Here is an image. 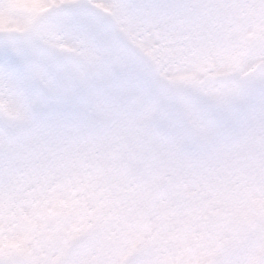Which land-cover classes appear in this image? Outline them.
Returning a JSON list of instances; mask_svg holds the SVG:
<instances>
[{
    "label": "snow or ice",
    "instance_id": "snow-or-ice-1",
    "mask_svg": "<svg viewBox=\"0 0 264 264\" xmlns=\"http://www.w3.org/2000/svg\"><path fill=\"white\" fill-rule=\"evenodd\" d=\"M40 4L0 0V264H264V0ZM126 105L165 167L66 162Z\"/></svg>",
    "mask_w": 264,
    "mask_h": 264
},
{
    "label": "clouds",
    "instance_id": "clouds-1",
    "mask_svg": "<svg viewBox=\"0 0 264 264\" xmlns=\"http://www.w3.org/2000/svg\"><path fill=\"white\" fill-rule=\"evenodd\" d=\"M126 119L96 116L91 124L75 132L63 130L74 141V155L66 162L73 167L108 161L116 158L108 168L113 185L118 187L123 173L146 174L168 164L165 146L153 139L150 126L138 124L140 109L126 105Z\"/></svg>",
    "mask_w": 264,
    "mask_h": 264
},
{
    "label": "rangeland",
    "instance_id": "rangeland-1",
    "mask_svg": "<svg viewBox=\"0 0 264 264\" xmlns=\"http://www.w3.org/2000/svg\"><path fill=\"white\" fill-rule=\"evenodd\" d=\"M17 12L20 19L14 22L13 29L19 28L23 23V17L35 16L46 12V9L41 6L40 0H17ZM55 9L52 10V14H55ZM3 28V25H0Z\"/></svg>",
    "mask_w": 264,
    "mask_h": 264
}]
</instances>
